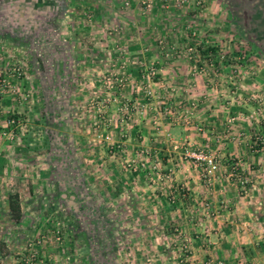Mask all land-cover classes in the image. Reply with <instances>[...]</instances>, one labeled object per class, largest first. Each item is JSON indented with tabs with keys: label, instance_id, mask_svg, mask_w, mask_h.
I'll use <instances>...</instances> for the list:
<instances>
[{
	"label": "rangeland",
	"instance_id": "1",
	"mask_svg": "<svg viewBox=\"0 0 264 264\" xmlns=\"http://www.w3.org/2000/svg\"><path fill=\"white\" fill-rule=\"evenodd\" d=\"M235 2L0 14V264H264V96L223 79L264 51Z\"/></svg>",
	"mask_w": 264,
	"mask_h": 264
},
{
	"label": "crops",
	"instance_id": "2",
	"mask_svg": "<svg viewBox=\"0 0 264 264\" xmlns=\"http://www.w3.org/2000/svg\"><path fill=\"white\" fill-rule=\"evenodd\" d=\"M59 0H0V14L1 16L6 19V20H15V4H20V7H23L25 9H29V11L32 12H40V11H49L51 10L52 7L58 2ZM204 1V0H203ZM230 2H235V6L239 9L237 11L236 17H237V26L238 28L236 35H245V31H247V27L251 26L250 28L252 29L253 33L256 34L253 40L251 46L255 50L254 53L257 54L260 50L264 51V0H229ZM205 2L210 3L212 5L215 0H205ZM243 4V5H241ZM246 5V6H245ZM246 20V26L244 24V21ZM231 29V28H230ZM234 29V28H233ZM251 31V32H252ZM228 32V31H227ZM236 45V44H235ZM240 44L234 46L233 48L237 51V48H239ZM260 55V53H259ZM262 55V54H261ZM223 66L226 69L225 72H228L225 74L226 77H223V79H226L230 82L231 78H246L247 81V90H251V93L257 95V97L264 96V58H255V59H249L247 58L246 60H235V61H230L223 64ZM235 67L234 71L236 73H232L230 71V68ZM249 70L246 75H244L245 71L244 70ZM223 76V75H222ZM244 80V79H243ZM245 81V82H246ZM241 82V80L239 81ZM244 82V81H242ZM201 88V87H199ZM237 89V88H236ZM241 92L243 91V87L238 88ZM226 92H228V88L225 89ZM247 90H244V92H248ZM264 99V97H262ZM264 105V100L262 101ZM254 105V104H253ZM256 106V104H255ZM233 110V108H232ZM225 112V110H223ZM224 115L223 113H220ZM259 119L257 118V121H255L256 125H253V129H259L260 126L257 124ZM254 124V123H253ZM223 148V155L225 156V159H230V158H240L239 156L243 157L242 153V144H239L237 142H230L226 141L222 145ZM258 148V147H257ZM258 151L255 153V161H254V156H253V162H256L257 165V172L258 176L261 174V167L260 164L262 159L264 158V150L261 151L259 148L257 149ZM0 158V162H1ZM3 161V159H2ZM255 165V166H256ZM254 167V166H253ZM262 175L264 173L262 172Z\"/></svg>",
	"mask_w": 264,
	"mask_h": 264
},
{
	"label": "trees",
	"instance_id": "3",
	"mask_svg": "<svg viewBox=\"0 0 264 264\" xmlns=\"http://www.w3.org/2000/svg\"><path fill=\"white\" fill-rule=\"evenodd\" d=\"M8 204L13 219L18 220L21 216V208L17 193L9 194Z\"/></svg>",
	"mask_w": 264,
	"mask_h": 264
},
{
	"label": "built area",
	"instance_id": "4",
	"mask_svg": "<svg viewBox=\"0 0 264 264\" xmlns=\"http://www.w3.org/2000/svg\"><path fill=\"white\" fill-rule=\"evenodd\" d=\"M14 120L13 119H9L8 120V123L11 124L13 123ZM8 123L6 126H4V128L0 129V135H5L6 133H8L10 130L8 129ZM12 132V131H11ZM203 160H206L207 162V167L209 168L208 169V172H211L212 169H215L216 168V161L215 159H213L212 157H206V156H203L201 157Z\"/></svg>",
	"mask_w": 264,
	"mask_h": 264
}]
</instances>
